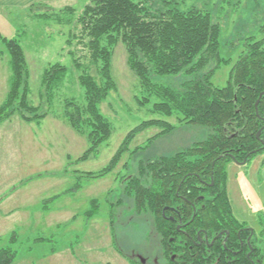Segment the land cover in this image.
I'll use <instances>...</instances> for the list:
<instances>
[{"label":"rangeland","instance_id":"rangeland-1","mask_svg":"<svg viewBox=\"0 0 264 264\" xmlns=\"http://www.w3.org/2000/svg\"><path fill=\"white\" fill-rule=\"evenodd\" d=\"M172 2L181 11L194 8L207 13L218 25V56L224 63L215 70L210 83L223 87L246 45L264 37L259 32L264 23V0ZM86 4V0H65L53 8L33 7L0 14V35L16 40L25 56L29 72L27 101L42 116L27 123L14 114L0 125V251L11 255L10 264H136L135 254L148 250L149 220L133 211L130 200L123 195L121 181L135 174L140 165L184 153L212 134L206 127L178 124L177 114L165 117L152 112L156 97L141 87L124 47L117 43L110 61L115 89L98 106L111 135L86 160H79L89 150V143L64 119L66 100L84 104L83 89L77 72L71 68L65 44L69 32L76 28L72 22L64 25L56 20L63 17L57 15L60 10L70 7L75 14L73 21ZM54 64L65 66L67 73L49 93L41 86V78L44 70ZM213 66L211 62L207 69ZM10 79L9 57L0 42V104L8 94ZM188 80L190 77L182 73L151 78L153 84L173 90ZM145 98L148 104H142ZM153 120L173 129L146 145L163 129L152 125L142 128L133 134L128 150L110 173L98 179L85 177V173L105 168L124 138L142 123ZM235 180L232 182L229 176V184ZM255 182V176L254 184L239 181L240 194L249 208L261 209L263 217L259 194L264 191L259 193ZM260 183L263 185L264 180Z\"/></svg>","mask_w":264,"mask_h":264},{"label":"trees","instance_id":"trees-1","mask_svg":"<svg viewBox=\"0 0 264 264\" xmlns=\"http://www.w3.org/2000/svg\"><path fill=\"white\" fill-rule=\"evenodd\" d=\"M86 1L87 4L73 21L71 19L75 14L70 7L60 10L57 15L63 17L56 20L64 25L72 22L76 28L69 32L65 44L69 48L71 68L77 72V81L83 89L84 104L66 100L64 119L75 133L85 137L89 143V150L79 160H86L87 155L95 152L111 135L110 125L99 112L98 106L115 89L110 75V61L112 49L117 43L124 47L129 67L141 87L156 97L157 102L151 106L152 112L165 117L177 114L178 124L206 127L212 131L206 141L184 153L140 165L123 184V195L130 200L133 211L141 214L148 210L156 214L158 225L162 226L158 218L160 207L152 202V194L157 189H145L146 184L160 183L156 178V169H177V161L181 160L182 170H209L214 161L215 179L222 185L224 165L229 161L227 154L235 155L236 149L248 152L255 146V134L263 125L255 114L257 99V114L264 117V94L259 98L264 92V37L246 45L245 51L232 66L225 85L219 88L213 86L210 79L218 66L224 63L218 56L220 31L207 13L194 8L181 11L173 6L172 0ZM33 7L46 6L37 3L29 9ZM259 32L264 34V23ZM0 42L9 57L11 75L8 94L0 104V125L14 114L27 123L40 120L42 116L37 115L38 108L27 101L29 72L22 47L16 40H7L1 35ZM211 62L214 66L207 69ZM66 73L65 66H50L42 74L41 86L52 92L63 81ZM181 73L190 77V80L181 84L178 90L151 82L152 77ZM142 104H148V99L145 98ZM231 121L237 122L241 128L238 137L225 133ZM151 125L163 130L149 139L146 145L173 129L159 120L142 123L124 138L105 168L97 173H85V177L98 179L110 173L120 156L128 150L133 134ZM218 156L222 157L217 160ZM233 157L237 160V157ZM184 158L194 164L185 163ZM227 212L223 191L213 214L221 216ZM112 215L111 210V218ZM10 256L6 251H0V264H10Z\"/></svg>","mask_w":264,"mask_h":264},{"label":"flooded vegetation","instance_id":"flooded-vegetation-1","mask_svg":"<svg viewBox=\"0 0 264 264\" xmlns=\"http://www.w3.org/2000/svg\"><path fill=\"white\" fill-rule=\"evenodd\" d=\"M254 109L258 122L263 123L255 134L256 144L248 152L236 149L235 155L227 154L229 161L224 165L222 185L215 179L214 161L209 170H182L181 160L177 161V169H156V178L160 183L146 184L145 189H157L152 194V202L160 207L158 218L162 226L158 225L156 214L148 210L142 213L148 217L151 237L146 244L148 250L139 255L132 253L137 255V260H134L136 264H264L262 210L249 208L246 200L239 194V181L254 184V176L255 188L259 193L264 191V183H260L264 180V117L258 116L257 106L255 108L254 105ZM240 130L238 123L231 121L227 124L225 133L227 136L238 137ZM259 131L260 134L256 137ZM221 157L218 156L217 160ZM184 160L185 163H193L188 158ZM132 175H128L126 179ZM229 176L232 177V182L236 179L232 185L229 184ZM127 180H122V185ZM258 184L262 187L257 186ZM231 187L235 193L230 190ZM223 191L228 212L216 216L213 209L219 203L220 193ZM233 195L236 196L234 200ZM259 196L264 210V193Z\"/></svg>","mask_w":264,"mask_h":264},{"label":"crops","instance_id":"crops-1","mask_svg":"<svg viewBox=\"0 0 264 264\" xmlns=\"http://www.w3.org/2000/svg\"><path fill=\"white\" fill-rule=\"evenodd\" d=\"M64 1L65 0H0V14L6 11H12V10H26V9H29L32 5L37 4V3L43 4L46 7L53 8L55 7L56 4L64 2ZM230 190H233L234 192L233 188ZM240 192L241 191H239V194ZM233 197L234 198L232 199L234 200L236 196L233 195Z\"/></svg>","mask_w":264,"mask_h":264},{"label":"water","instance_id":"water-1","mask_svg":"<svg viewBox=\"0 0 264 264\" xmlns=\"http://www.w3.org/2000/svg\"><path fill=\"white\" fill-rule=\"evenodd\" d=\"M262 94H264V93H261V94L259 95V98L262 96ZM258 100H259V99H258ZM258 100L255 102V108H256V106H257V104H258ZM259 134H260V131L257 133L256 137H258Z\"/></svg>","mask_w":264,"mask_h":264}]
</instances>
